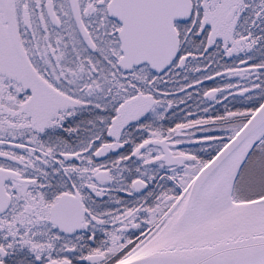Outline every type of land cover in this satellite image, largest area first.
Wrapping results in <instances>:
<instances>
[{
  "label": "snow or ice",
  "instance_id": "obj_1",
  "mask_svg": "<svg viewBox=\"0 0 264 264\" xmlns=\"http://www.w3.org/2000/svg\"><path fill=\"white\" fill-rule=\"evenodd\" d=\"M0 264H264V0H0Z\"/></svg>",
  "mask_w": 264,
  "mask_h": 264
}]
</instances>
